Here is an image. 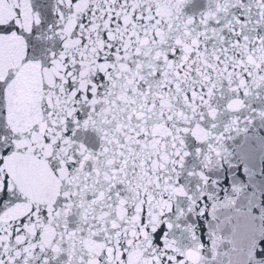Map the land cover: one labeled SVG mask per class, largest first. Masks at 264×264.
Wrapping results in <instances>:
<instances>
[{
    "label": "snow or ice",
    "instance_id": "snow-or-ice-1",
    "mask_svg": "<svg viewBox=\"0 0 264 264\" xmlns=\"http://www.w3.org/2000/svg\"><path fill=\"white\" fill-rule=\"evenodd\" d=\"M257 119L264 0H0V264H264L211 174Z\"/></svg>",
    "mask_w": 264,
    "mask_h": 264
},
{
    "label": "water",
    "instance_id": "water-1",
    "mask_svg": "<svg viewBox=\"0 0 264 264\" xmlns=\"http://www.w3.org/2000/svg\"><path fill=\"white\" fill-rule=\"evenodd\" d=\"M222 128V123L221 126ZM242 131L233 130L225 140L228 155L211 170V174L218 180L215 189L216 199L235 198V205L221 210L226 216H235L237 211L247 212L250 208L258 212L264 207V120L257 119L252 123H242ZM195 163V162H190ZM225 177L227 183H224ZM233 186L240 187V193L233 190ZM203 232L197 227V236L201 234L205 243L210 240L209 227L214 225L210 217H201ZM200 221H196L197 224ZM229 231L226 226L225 233ZM176 233H173L175 235ZM182 244L191 243L188 232L182 231L178 237Z\"/></svg>",
    "mask_w": 264,
    "mask_h": 264
}]
</instances>
